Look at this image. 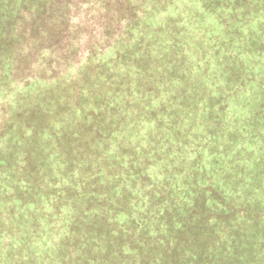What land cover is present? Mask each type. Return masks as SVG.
Returning a JSON list of instances; mask_svg holds the SVG:
<instances>
[{
  "label": "trees",
  "instance_id": "1",
  "mask_svg": "<svg viewBox=\"0 0 264 264\" xmlns=\"http://www.w3.org/2000/svg\"><path fill=\"white\" fill-rule=\"evenodd\" d=\"M0 264H264V0H0Z\"/></svg>",
  "mask_w": 264,
  "mask_h": 264
}]
</instances>
